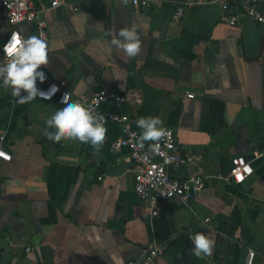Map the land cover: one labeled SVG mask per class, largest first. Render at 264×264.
I'll list each match as a JSON object with an SVG mask.
<instances>
[{
    "label": "crops",
    "instance_id": "obj_1",
    "mask_svg": "<svg viewBox=\"0 0 264 264\" xmlns=\"http://www.w3.org/2000/svg\"><path fill=\"white\" fill-rule=\"evenodd\" d=\"M186 3L38 2L49 62L37 87L65 81L84 105L101 90L121 93L124 102L110 99L102 112L158 116L175 129L178 151L191 156L169 172L204 176L205 188L190 200H167L154 216L135 192L128 151L110 150L117 126L105 125L99 150L52 139L43 129L58 97L20 103L0 86V135L11 155L0 157V264H126L152 247H166L154 264H248L249 250L253 264H264V22L247 11L253 6L264 18V0H237L228 11L213 0ZM133 24L142 44L129 57L110 42ZM13 29L0 14V60ZM16 29L40 35L35 22ZM250 155L253 173L232 182V159ZM197 232L215 241L210 255L193 253Z\"/></svg>",
    "mask_w": 264,
    "mask_h": 264
},
{
    "label": "built area",
    "instance_id": "obj_2",
    "mask_svg": "<svg viewBox=\"0 0 264 264\" xmlns=\"http://www.w3.org/2000/svg\"><path fill=\"white\" fill-rule=\"evenodd\" d=\"M42 0H0V14L14 27L11 35L2 44L1 50L5 57L4 48L10 41L13 34L21 32L16 29L17 26L24 22H35L39 29V36L46 39L45 21L40 19V9L37 3ZM108 1V0H103ZM132 6L139 9H149L156 0H128ZM212 0H187L189 6L196 7L207 4ZM237 0H213L218 3L224 11H228L231 4ZM252 4L260 0H249ZM65 0H50V8H56L62 5ZM184 6L177 9L178 16H182ZM248 13L255 19L264 22V18L260 16L253 6L247 9ZM230 24H235V18H230ZM23 37V36H22ZM58 85V91L50 98L43 100H52L58 97L61 103V98L66 89V82L51 83L40 89L47 90L50 85ZM188 97L194 98L195 94H188ZM110 99H116L120 103L124 102V96L119 92L101 90L96 92L91 98L85 100V106L90 107L94 112L102 113L105 116V125L113 124L118 127V135L111 140L110 150L113 153L121 150H127L132 160L131 171L134 174V188L137 196L145 202H148L151 207V212L154 216L160 214L161 205L172 198H182L190 200L196 197L207 184V178L201 175L188 177H174L169 172V167L179 168L185 164L190 158L188 153H180L178 151V137L174 128L167 127L165 135L159 141L144 143V147H139L137 137L141 129L137 126L136 120L138 117L130 116L120 110L102 112L101 106ZM6 139V132L0 135V157L10 161L11 155L7 154L2 143ZM152 143L159 144V150L154 151L149 149L148 145ZM232 169L230 179L235 183H242L253 173L251 161H247L244 156H237L232 159ZM101 179V178H100ZM166 251V247H152L147 250L143 256L137 260H131L126 264H154L158 257ZM255 252L249 250L247 262L253 264Z\"/></svg>",
    "mask_w": 264,
    "mask_h": 264
},
{
    "label": "clouds",
    "instance_id": "obj_3",
    "mask_svg": "<svg viewBox=\"0 0 264 264\" xmlns=\"http://www.w3.org/2000/svg\"><path fill=\"white\" fill-rule=\"evenodd\" d=\"M111 44L122 48L127 56L134 57L141 50L142 41L137 26L124 27L113 34ZM5 57L0 60V86L10 88L13 96L20 103L31 101L37 97L50 99L57 91L58 85L52 84L47 90L37 87V80L47 79L41 65H48V43L37 35L22 37L13 34L4 48ZM22 90L25 94H21ZM141 129L137 137L139 147H144L145 141H159L166 132L161 126L163 121L158 116H140L136 120ZM43 131L52 139H77L91 143L97 150L104 142L107 128L105 116L94 112L79 99H72L71 93L65 92L61 103L47 116ZM149 149L159 150L158 143L148 145ZM194 243L192 251L195 255H210L215 241L202 232L190 236Z\"/></svg>",
    "mask_w": 264,
    "mask_h": 264
},
{
    "label": "water",
    "instance_id": "obj_4",
    "mask_svg": "<svg viewBox=\"0 0 264 264\" xmlns=\"http://www.w3.org/2000/svg\"><path fill=\"white\" fill-rule=\"evenodd\" d=\"M245 158L247 159V161H253L255 159V156L254 155H250V156L245 157ZM251 165H252V167H254V163L253 162H251Z\"/></svg>",
    "mask_w": 264,
    "mask_h": 264
}]
</instances>
